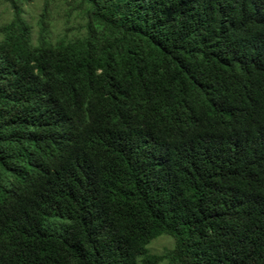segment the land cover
I'll use <instances>...</instances> for the list:
<instances>
[{
    "label": "trees",
    "instance_id": "16d2710c",
    "mask_svg": "<svg viewBox=\"0 0 264 264\" xmlns=\"http://www.w3.org/2000/svg\"><path fill=\"white\" fill-rule=\"evenodd\" d=\"M28 3L0 0V264H264V0Z\"/></svg>",
    "mask_w": 264,
    "mask_h": 264
},
{
    "label": "rangeland",
    "instance_id": "374dc122",
    "mask_svg": "<svg viewBox=\"0 0 264 264\" xmlns=\"http://www.w3.org/2000/svg\"><path fill=\"white\" fill-rule=\"evenodd\" d=\"M61 1V0H56ZM44 5V0H30V3L27 5V10L29 13L33 16H35L34 19L30 18V16H27L29 21L35 25V22L37 20V15H40ZM61 8L58 11L53 12V27L57 33H60L64 30V25L68 22V17L65 15V12L62 5H60ZM6 9L4 7H0V24L8 19V14H6ZM76 28V27H75ZM76 31H73L75 33ZM174 246V241L167 236L160 237L153 241V243L149 246L150 252L152 254H163L165 251L172 249Z\"/></svg>",
    "mask_w": 264,
    "mask_h": 264
}]
</instances>
